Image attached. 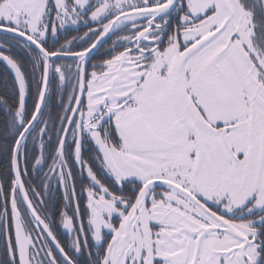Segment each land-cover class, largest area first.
<instances>
[{
	"label": "snow or ice",
	"instance_id": "6c2138e0",
	"mask_svg": "<svg viewBox=\"0 0 264 264\" xmlns=\"http://www.w3.org/2000/svg\"><path fill=\"white\" fill-rule=\"evenodd\" d=\"M0 64V264H264V0H0Z\"/></svg>",
	"mask_w": 264,
	"mask_h": 264
},
{
	"label": "trees",
	"instance_id": "16d2710c",
	"mask_svg": "<svg viewBox=\"0 0 264 264\" xmlns=\"http://www.w3.org/2000/svg\"><path fill=\"white\" fill-rule=\"evenodd\" d=\"M11 81L8 79V73L6 72L5 66L0 64V92L4 91L6 88L10 90ZM3 161L0 160V168H2Z\"/></svg>",
	"mask_w": 264,
	"mask_h": 264
},
{
	"label": "flooded vegetation",
	"instance_id": "af4514ba",
	"mask_svg": "<svg viewBox=\"0 0 264 264\" xmlns=\"http://www.w3.org/2000/svg\"><path fill=\"white\" fill-rule=\"evenodd\" d=\"M0 202H2V197H0ZM61 203H62L61 195L59 193L52 194L49 207H52L53 205L59 207Z\"/></svg>",
	"mask_w": 264,
	"mask_h": 264
}]
</instances>
